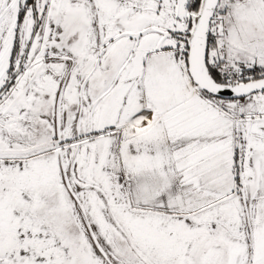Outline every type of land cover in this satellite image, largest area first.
<instances>
[{
	"label": "snow or ice",
	"instance_id": "6c2138e0",
	"mask_svg": "<svg viewBox=\"0 0 264 264\" xmlns=\"http://www.w3.org/2000/svg\"><path fill=\"white\" fill-rule=\"evenodd\" d=\"M0 264H264V0H0Z\"/></svg>",
	"mask_w": 264,
	"mask_h": 264
}]
</instances>
